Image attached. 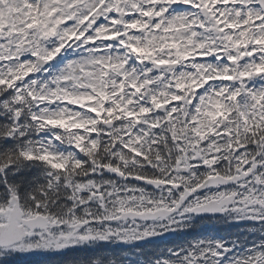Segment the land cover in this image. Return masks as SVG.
Wrapping results in <instances>:
<instances>
[{"label": "snow or ice", "instance_id": "obj_1", "mask_svg": "<svg viewBox=\"0 0 264 264\" xmlns=\"http://www.w3.org/2000/svg\"><path fill=\"white\" fill-rule=\"evenodd\" d=\"M214 218L246 227L141 250ZM108 244L137 259L75 255ZM24 255L264 264V0H0V264Z\"/></svg>", "mask_w": 264, "mask_h": 264}, {"label": "flooded vegetation", "instance_id": "obj_2", "mask_svg": "<svg viewBox=\"0 0 264 264\" xmlns=\"http://www.w3.org/2000/svg\"><path fill=\"white\" fill-rule=\"evenodd\" d=\"M216 219H217V221H221L219 218H216ZM209 220L210 219H204L203 221H201L198 224L202 225L203 223H206ZM177 234H178L177 236L167 237V238L162 239V240H160L158 242H153V243H151V245H153V246H161L159 251L164 250L167 247H173L175 245H180L179 241H180V239H181V237H182V235L184 233H177Z\"/></svg>", "mask_w": 264, "mask_h": 264}, {"label": "trees", "instance_id": "obj_3", "mask_svg": "<svg viewBox=\"0 0 264 264\" xmlns=\"http://www.w3.org/2000/svg\"><path fill=\"white\" fill-rule=\"evenodd\" d=\"M226 231V230H225ZM90 255V252H86V255ZM16 264H55L52 258L39 256L38 258H33L29 256H21L17 259Z\"/></svg>", "mask_w": 264, "mask_h": 264}]
</instances>
